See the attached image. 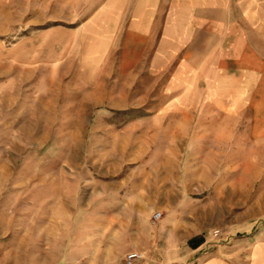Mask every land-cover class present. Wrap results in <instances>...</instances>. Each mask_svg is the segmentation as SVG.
I'll return each instance as SVG.
<instances>
[{
	"label": "rangeland",
	"instance_id": "1",
	"mask_svg": "<svg viewBox=\"0 0 264 264\" xmlns=\"http://www.w3.org/2000/svg\"><path fill=\"white\" fill-rule=\"evenodd\" d=\"M166 1L0 0V264H96L66 263L61 232L49 241L55 191L84 197L102 145L127 146L131 166L150 155L164 132L145 123L161 112L218 119L168 152V208L151 224L178 257L149 264H264V101L231 94L264 54L168 42Z\"/></svg>",
	"mask_w": 264,
	"mask_h": 264
},
{
	"label": "crops",
	"instance_id": "2",
	"mask_svg": "<svg viewBox=\"0 0 264 264\" xmlns=\"http://www.w3.org/2000/svg\"><path fill=\"white\" fill-rule=\"evenodd\" d=\"M166 2L172 10L165 30L168 42L176 41L177 45L187 47L189 41L201 39L209 55H216L217 50L235 57L264 54L250 48L253 39L256 46L264 50V0ZM250 74L254 80L249 85L233 87L231 94L238 95L239 88L247 89L252 108L260 112L261 103L257 101H264V82L261 83L264 72L254 69ZM225 115L235 117L233 113ZM217 119V115L207 112L155 113L148 119L151 122L145 124L162 127L163 143L156 144L150 155H139L136 165L131 166L127 146L102 145L103 151L109 153L99 157L104 166L94 170L96 178L89 181L92 188H86L89 192L82 193L84 197L69 194L67 185L58 186L53 197L55 210L50 209L49 214V241L53 242L56 233L64 234L58 238L64 242L65 250L61 254L71 258L65 262H77L72 259L75 257L82 263L126 264L125 258L130 253L142 255L135 264L169 263L175 255L178 257L176 246L154 239L151 224L156 211L168 208V152L179 150L172 144L183 145V136L216 130ZM112 151L115 154L112 155ZM83 200L87 201L86 205Z\"/></svg>",
	"mask_w": 264,
	"mask_h": 264
},
{
	"label": "built area",
	"instance_id": "3",
	"mask_svg": "<svg viewBox=\"0 0 264 264\" xmlns=\"http://www.w3.org/2000/svg\"><path fill=\"white\" fill-rule=\"evenodd\" d=\"M160 216H161L160 213H155L152 217V223L155 224L159 220ZM141 258L142 255L138 253H130L126 256L125 261L126 264H135V262L140 260Z\"/></svg>",
	"mask_w": 264,
	"mask_h": 264
},
{
	"label": "trees",
	"instance_id": "4",
	"mask_svg": "<svg viewBox=\"0 0 264 264\" xmlns=\"http://www.w3.org/2000/svg\"><path fill=\"white\" fill-rule=\"evenodd\" d=\"M201 243H202V240L201 239H191L189 241V246L192 249H196Z\"/></svg>",
	"mask_w": 264,
	"mask_h": 264
}]
</instances>
